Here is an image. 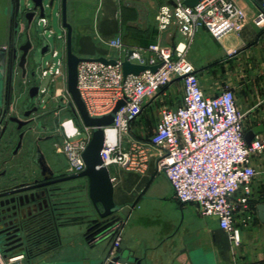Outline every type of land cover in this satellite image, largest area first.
Listing matches in <instances>:
<instances>
[{"label": "crops", "instance_id": "1", "mask_svg": "<svg viewBox=\"0 0 264 264\" xmlns=\"http://www.w3.org/2000/svg\"><path fill=\"white\" fill-rule=\"evenodd\" d=\"M237 2L248 17L240 31L216 39L208 30L200 28L186 50V57L194 66L206 94H214L220 86L229 85L235 92L239 109L244 113L246 131L259 124L263 125L264 131V28L255 26L251 20L257 10L256 0ZM164 3L169 2L66 0L67 21L72 26V51L83 59H115L121 53L107 44L110 38L119 37L127 47H145L152 42L172 45L182 40L176 27L160 30L157 26L155 15ZM56 13L59 32L54 30L49 18L48 26L55 34L65 35L59 9ZM54 43L60 45V49L53 48L65 59L64 41L55 36ZM49 54L48 59H42V64L46 60H55ZM50 80L51 87L45 88L52 92L56 80L63 84L62 94L57 98L51 96V101L57 103L62 96L66 104L68 97L63 96L66 76H58L53 82ZM181 93V82L175 78L153 98L146 99L141 113L131 121L128 132L124 134L123 145L127 148L131 140H147L158 121L160 105L176 106ZM57 116L61 139H69L66 128L70 118L74 120L73 116L65 108L59 109ZM74 122L76 128L82 130L83 125L76 120ZM147 147L149 156L143 171L125 169L116 164L108 166L113 183V201L119 206L117 214L98 217L88 197L87 181L81 178L84 181L79 192L83 202L82 213L73 212L60 218L53 217L51 221L47 218L37 221L31 232L29 229L25 231L23 247L14 249L12 255L22 253L23 264H102L110 249V238L106 233L108 223L116 217H123L122 241L117 253L132 250L143 258L144 264H264V223L257 218L256 210L253 208L246 224L236 221L239 242H233L214 217L201 216L196 204L180 203L175 199L168 178L156 168L158 148ZM42 149L54 174L66 171L64 154L52 152L45 146ZM19 162L26 167L17 173L18 176L35 174L36 168L30 157L19 154ZM254 165L257 174L252 182L251 201L256 205L264 202V152L254 159ZM81 179L65 184L71 195L76 190L67 185ZM27 222L26 227L29 228L31 222ZM45 222L51 223L56 232L54 243L36 235L37 227ZM24 246L28 252H24ZM120 261L124 264L123 259Z\"/></svg>", "mask_w": 264, "mask_h": 264}, {"label": "built area", "instance_id": "2", "mask_svg": "<svg viewBox=\"0 0 264 264\" xmlns=\"http://www.w3.org/2000/svg\"><path fill=\"white\" fill-rule=\"evenodd\" d=\"M173 1L174 5L164 3L158 7L155 20L160 30L176 27L182 40L172 45L152 42L145 47H127L119 37L110 38L107 44L121 53L115 58L116 63L80 60L77 88L91 116L109 113L118 100L124 101L111 124L102 126L103 165L116 164L143 171L149 156L147 146L158 148L156 168L168 178L175 199L196 204L201 216L214 217L229 238L238 243L235 223L246 224L254 211L251 206L252 182L257 174L254 159L264 152V131L246 143L244 113L236 103L233 88L222 85L214 94H206L186 50L200 28L216 39L238 33L248 18L247 13L237 0H198L193 6L183 0ZM256 1L257 10L251 20L255 26L264 28V0ZM40 22L42 34L63 40L65 48V35L55 34L46 18ZM50 53L55 60L41 64L40 76H50L53 82L58 76H66L65 59L55 48ZM122 60L148 66L158 64V67L155 71L147 68L138 74L123 75ZM175 78L181 82L180 102L174 107L160 105L158 121L148 139L131 140L126 148L123 136L131 121L141 113L144 101L153 98ZM40 92L45 89L40 87ZM65 93L63 96L68 97ZM92 129L83 125L82 136L75 140L62 138L55 144L56 151L66 158L67 173L84 169L81 154ZM124 222L123 217H116L108 224L110 249L102 264H123L112 258L121 245ZM23 256L22 253L11 255L1 259L0 264H23Z\"/></svg>", "mask_w": 264, "mask_h": 264}, {"label": "water", "instance_id": "3", "mask_svg": "<svg viewBox=\"0 0 264 264\" xmlns=\"http://www.w3.org/2000/svg\"><path fill=\"white\" fill-rule=\"evenodd\" d=\"M0 0V141L11 138L8 126L11 122L16 124L19 130L17 142L13 152L21 149L23 141H25V149L27 153H32V163L38 169L39 176L45 180L37 182V178L27 174L22 175L23 181L18 177L5 176V172L0 173V260L6 259L13 254V250L23 245L25 231H27L25 216L26 209L35 202V200L43 197L45 193L51 195L52 188L48 186L63 180H77L85 178L87 181L88 197L92 203L95 213L100 218L109 217L119 210V206L113 201V183L110 177L109 168L102 164L100 151L104 140V131L102 126L111 124L116 110L124 103L118 100L109 113L99 116H91L85 106V103L77 88V64L83 58L77 56L72 51V26L67 21L66 16V0ZM57 3V9L60 13L61 26L65 28V69H66V92L68 99L65 106L73 118L84 126L92 127L89 141L82 151L84 161V169L77 173H66L59 179L50 180L54 175V171L49 166L43 150L38 144L33 147L32 141L29 139L32 132L33 122L38 116L30 117L33 111H37L38 107L16 115H7V102H1L3 95L7 93L9 74L11 76L16 72H21V77L29 75L35 79L25 90L26 105L32 99L41 107L48 105L51 101H44L45 92H40L41 81L40 67L42 57L51 52L52 41L54 36H46L42 34L41 22L43 18H47L46 8H52ZM169 4L174 5L173 0H168ZM188 6L195 5L198 0H183ZM57 15V13H56ZM5 45V48L3 46ZM95 60L115 64L116 59L98 57ZM158 64L144 65L122 60L121 68L123 75L129 73L138 74L144 69L155 71ZM6 75V76H5ZM6 82L3 85V78ZM13 88L11 86L10 91ZM63 97L59 98L61 102ZM25 105V106H26ZM30 117V118H29ZM46 129V128H43ZM263 131V125L253 126L246 131L244 139L246 143L254 137L256 133ZM5 142V143H6ZM66 172V171H65ZM30 178V179H29ZM257 218L264 223V202H258L255 205ZM68 215V214H67ZM123 259L124 264H144L143 258L135 255L132 250L119 251L112 261Z\"/></svg>", "mask_w": 264, "mask_h": 264}, {"label": "flooded vegetation", "instance_id": "4", "mask_svg": "<svg viewBox=\"0 0 264 264\" xmlns=\"http://www.w3.org/2000/svg\"><path fill=\"white\" fill-rule=\"evenodd\" d=\"M20 73L21 72L18 71L14 73L12 76L11 74H9V76L7 77L8 91L5 94V97L3 95V98L1 99V102L3 104L7 102V108H8L7 115L20 116V114H22L23 112L38 107L37 111H33L30 114V117H35L38 115L39 117H37L33 122L30 123L33 129L29 139L32 141L33 147L36 144H38L41 149L43 148V146H45L50 151L57 152L55 148V144L59 142V139H61L60 132L58 131L59 122H58L57 112L59 109H63V108L67 109V112H69V110L63 103V100L61 102L58 101L57 103L51 101L50 103H48V105L41 107L42 103L37 105L35 103V99L33 98L32 101L28 105H26L25 90L29 85L36 82L37 77L33 79L29 75H27L25 76L26 81L24 82L23 81L24 77L22 78ZM5 76L3 78V85H5L4 83L6 82ZM11 86L13 88L12 92L10 91ZM8 130L11 133V138L8 140V142H6L5 140L0 141V173L5 172V176H9V177L16 176L18 177V180H20L21 179L20 177H22V175L18 176L17 173L23 171V169H25L26 166L19 162V154L32 158V153H27L24 146L25 141H23L21 149H19L16 152H13L17 142V135L20 129L17 130L16 124L11 122L10 125L8 126ZM33 166L34 168H36V171L32 178H37V182L45 181L39 176L37 167L34 164ZM66 173L67 172L63 171L60 174H54L50 180L59 179L63 176H66ZM21 180L23 181V179ZM68 181L70 180H63V181L51 183L48 186L49 188H52V191L50 192L51 195L48 196L49 193H45L43 197H40L39 199L35 200V202L31 203L28 209L25 210L26 211L25 221L26 222L28 221L27 223L31 222L29 228L27 227V229H29L30 232L32 231L33 227L39 220H43L47 218L49 221H51V218L53 217L60 218L62 216H67V214L70 213L72 214L73 212H75L76 214L82 213L83 210L82 198L80 197L79 200L71 198L72 195L70 190H68L65 187V184ZM82 188L83 187L80 185L78 188H75L74 190L80 192ZM40 226L43 227L44 225H40ZM41 227H37V229H40ZM19 247L22 248L23 245L18 246V248ZM24 248H25L24 252H28L27 250L28 248L26 246H24Z\"/></svg>", "mask_w": 264, "mask_h": 264}, {"label": "rangeland", "instance_id": "5", "mask_svg": "<svg viewBox=\"0 0 264 264\" xmlns=\"http://www.w3.org/2000/svg\"><path fill=\"white\" fill-rule=\"evenodd\" d=\"M48 0H45V2H47ZM21 2H22V4L24 3V1L23 0H21ZM57 3L55 2V4H54V6L52 7V8H46L45 9V13H46V15H47V18H46V20H47V22H48V18L50 19V21H51V24H52V27L54 28V30L55 31H57V32H59V28H58V26H57V21H58V18H57V15H56V11H57ZM41 26L43 27V25L41 24ZM42 27H41V29H42ZM53 40V41H52ZM51 41H52V46L54 47V46H56L58 49H60V45L59 44H55L54 43V39H51ZM50 57V54H45L43 57H42V59L44 60V59H48ZM49 79H51L50 78V76H46V77H44L43 79H42V81H41V85H42V89H45V95L43 96L44 97V101H48V99H49V96H54L55 98H57L58 97V95L61 93L62 94V92L63 91H61L62 90V88H63V84H62V81H55V86L53 87V89H54V92H52V91H49L48 89H47V87L45 88V86H50L49 85ZM23 81L25 82L26 81V79H25V77H24V79H23ZM51 87V86H50ZM69 117V116H68ZM75 120V119H74ZM74 120L73 119H71L70 118V121L68 122V126H67V132L68 133H66L67 134V136H68V138L70 139V140H75V139H77V138H79L80 136H82V130L80 129V128H76V123L74 122ZM60 141V140H59ZM69 184H72V185H67V187H69L70 189L71 188H78L80 185L82 186V187H84V181L81 179V180H78V181H74V182H72V183H69ZM73 194H72V197L71 198H73V199H77V200H79V198H80V193L79 192H77V191H75V192H72ZM84 194V193H83ZM118 212V211H117ZM117 212H116V214H117ZM112 222V220L109 222V223H111ZM108 223V224H109Z\"/></svg>", "mask_w": 264, "mask_h": 264}, {"label": "trees", "instance_id": "6", "mask_svg": "<svg viewBox=\"0 0 264 264\" xmlns=\"http://www.w3.org/2000/svg\"><path fill=\"white\" fill-rule=\"evenodd\" d=\"M251 206L255 209V204L251 201ZM39 232V233H38ZM37 237L41 236L42 239H48L51 243H54L57 238L56 232L51 226V223L45 222L44 226L38 229Z\"/></svg>", "mask_w": 264, "mask_h": 264}, {"label": "bare ground", "instance_id": "7", "mask_svg": "<svg viewBox=\"0 0 264 264\" xmlns=\"http://www.w3.org/2000/svg\"><path fill=\"white\" fill-rule=\"evenodd\" d=\"M113 136V134H111V137Z\"/></svg>", "mask_w": 264, "mask_h": 264}]
</instances>
